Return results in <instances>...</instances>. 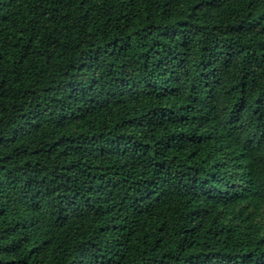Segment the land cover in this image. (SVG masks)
Segmentation results:
<instances>
[{"label": "trees", "instance_id": "16d2710c", "mask_svg": "<svg viewBox=\"0 0 264 264\" xmlns=\"http://www.w3.org/2000/svg\"><path fill=\"white\" fill-rule=\"evenodd\" d=\"M0 264H264V0H0Z\"/></svg>", "mask_w": 264, "mask_h": 264}]
</instances>
